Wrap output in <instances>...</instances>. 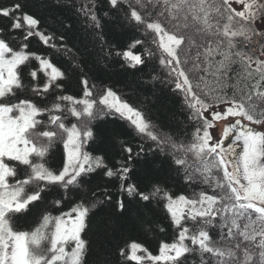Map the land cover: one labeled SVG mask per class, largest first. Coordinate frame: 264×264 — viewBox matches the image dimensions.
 I'll return each instance as SVG.
<instances>
[{"label":"snow or ice","instance_id":"1","mask_svg":"<svg viewBox=\"0 0 264 264\" xmlns=\"http://www.w3.org/2000/svg\"><path fill=\"white\" fill-rule=\"evenodd\" d=\"M27 7L28 0L0 7V16L11 20L9 30L0 28V264H88L91 245L82 234L91 230L94 210L113 203V181L121 215L126 195L146 208L166 210L178 229L157 255L133 241L118 249L119 257L136 264H189L196 256L199 264H264V131L244 123L264 126V0H85L75 9L86 21L79 51L64 35L59 44L50 43L57 38L38 30L41 20ZM21 20L27 31L17 36ZM117 20L133 33L132 42L119 48L104 36L105 23ZM61 27L71 31V25ZM33 36L67 57L71 68L57 66L52 54L31 51ZM93 45L122 67L158 60L166 75L152 79L174 83L199 125L192 142L163 131L112 87L94 93L81 66ZM234 64L243 68V86L231 85L229 95ZM73 70H80L79 98L66 93ZM209 77L215 88H208ZM107 116L129 124V138L118 141L119 159L112 166L105 155L85 150L97 142L96 121ZM229 118L234 122L214 138L210 130ZM61 143L63 166L52 169L47 158ZM149 162L155 169L167 163L168 171L183 172L187 182L215 194L176 196L159 177L144 189L129 183ZM70 194L79 197L71 210L53 215ZM51 195L58 198L49 203Z\"/></svg>","mask_w":264,"mask_h":264},{"label":"trees","instance_id":"2","mask_svg":"<svg viewBox=\"0 0 264 264\" xmlns=\"http://www.w3.org/2000/svg\"><path fill=\"white\" fill-rule=\"evenodd\" d=\"M14 2L15 0H0V7H7ZM84 2L85 0H79V2L78 0H69V2H65V0H28V7L25 11L41 20L38 30L45 31V34H54L57 39L50 41V43L59 44L58 38L64 35L68 46L79 51L84 46L82 34L84 32L83 24L86 21L75 12V9ZM98 2L103 3L104 0H98ZM21 24L22 29L16 30L14 33L17 36H22L27 31V25L24 24L23 20H21ZM61 25H71V31H64ZM0 28L9 30L11 20L0 16ZM132 35L133 33L124 32L118 26V20L105 23V39L116 44L118 48L130 44ZM136 38L143 39L144 37L136 34ZM29 40L31 51L44 55L52 54L51 58L57 66L63 64L71 68L67 57L55 55L53 49L44 45L39 37L33 36ZM96 43L98 45L99 42ZM256 47L259 48L258 45ZM121 63L117 58H106L104 52L96 45H93L92 51L81 60L83 74L89 80V87L96 86L93 89L94 93H99L103 88L112 87L122 99L140 109L148 119L157 124L163 131L178 135L185 144H190L195 129L199 125L195 120L190 119L192 113L185 102L184 93L175 90L174 83L165 84L152 79L154 75L160 77L166 75V72L159 66L158 60L151 61L138 69L122 67ZM232 67L234 72L229 74L232 79L228 81L229 88L226 89L229 95L233 91L231 85L243 86L244 72L242 66L234 64ZM80 78V70L71 72L70 79L66 83L67 94L78 98L82 95L83 85L80 83ZM248 83L250 84L252 81ZM207 86L208 88H215V83L211 77L208 78ZM128 129L127 121L114 119L111 116L103 117L94 125L97 142L90 144L85 150L94 155H105L107 163L112 166L119 159L118 141L129 138ZM189 158L192 161L195 160L191 154H189ZM64 159L63 145L62 143L57 144L48 156L47 164L52 169H59L63 166ZM157 177L166 180V186L176 196L183 193L189 198H194V195L201 191L215 194L212 189L201 183L187 182L183 172L177 174L168 171L167 163L163 164L162 169H155L151 162L147 163L132 173L129 183H136L141 189H144ZM97 182V178L93 176V185ZM109 186L115 193L113 203L94 210L92 228L86 234H82V238L89 241L91 245V254L86 257L88 264H98L104 260L112 261L113 264H136L134 261H127L124 257H119L118 249L124 247L126 243L130 244L135 241L142 244L153 255H157L162 242L171 243L175 239L178 235V229L171 224L166 210L156 207L155 204L150 209L146 208L142 202H137L124 195L123 199L127 204V211L121 215L115 207V201L121 198L120 193L116 192L118 184L113 181ZM57 198L55 195L49 196V203ZM78 199L79 197L70 194L59 209L53 212V215L70 211ZM253 219H255V214H253ZM244 222L246 221H240L241 227ZM20 223L23 225L24 221H20ZM161 228L163 231H160ZM214 239L219 240V236L217 235ZM138 254L146 255L143 252ZM192 261L199 264V257H190L189 264H192ZM145 264H150V262L145 261Z\"/></svg>","mask_w":264,"mask_h":264},{"label":"rangeland","instance_id":"3","mask_svg":"<svg viewBox=\"0 0 264 264\" xmlns=\"http://www.w3.org/2000/svg\"><path fill=\"white\" fill-rule=\"evenodd\" d=\"M233 7H237V8L239 9V6L236 5L235 3L233 4ZM213 110H220V108L217 107V108H214ZM205 116H208L209 119L211 118V117L208 115L207 112L205 113ZM233 119H234V118H229L228 120L217 122V123H216V126H215L213 129L210 130V131L212 132L213 137H214V138H218L219 135H220V133H221V131H222V127H223V125L229 123V122H230L231 120H233ZM257 127L259 128V130L264 131V126L257 125ZM72 247H74V244H71V245L69 246V248L66 247V251H69V252H70ZM158 254H159V253H158Z\"/></svg>","mask_w":264,"mask_h":264},{"label":"water","instance_id":"4","mask_svg":"<svg viewBox=\"0 0 264 264\" xmlns=\"http://www.w3.org/2000/svg\"><path fill=\"white\" fill-rule=\"evenodd\" d=\"M244 123H245V122H244ZM249 126H250V127H253V126L250 125V124H249ZM253 128H254L255 130H257L255 127H253ZM257 131H259V130H257ZM229 142H230V141H228V142H226V143H229ZM238 151H239V149H238Z\"/></svg>","mask_w":264,"mask_h":264}]
</instances>
